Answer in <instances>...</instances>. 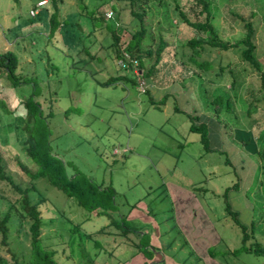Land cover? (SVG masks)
Here are the masks:
<instances>
[{
  "label": "rangeland",
  "instance_id": "obj_1",
  "mask_svg": "<svg viewBox=\"0 0 264 264\" xmlns=\"http://www.w3.org/2000/svg\"><path fill=\"white\" fill-rule=\"evenodd\" d=\"M207 1L210 22L223 40L240 38L244 20L251 21L253 54L264 73V0ZM81 2L56 0L61 26L48 33L47 13L53 8L49 0H0V52L13 51L18 59L15 72L35 82L33 98L42 114L48 113L52 152L65 162L67 173L74 168L114 189L113 209L96 213L79 206L46 177L30 180L15 159L35 169L23 149L19 120L25 111L21 100L32 85L12 87L0 72V151L13 179L21 186L34 185L27 193L38 202L41 245L54 250L58 264H264V254L239 248L242 230L234 221L237 218L249 232L252 214L253 234L244 243L264 246L263 212L235 199L234 191L243 194L241 187L224 194L237 179V165L235 156L216 146L212 135L218 104V119L243 129L247 147L254 145L257 129L252 120L260 117L264 128L259 71L241 59V46L203 44L196 52L184 44L189 37L209 38L207 31L179 20L176 12L178 7L191 20H202L199 0H148L141 53L156 46L159 34L167 42L151 67L149 91L129 81L101 85L108 75L133 77L117 64L115 53L139 23L129 13L128 0ZM107 10L113 17H105ZM106 21L114 22L115 43ZM190 54L207 63L196 65ZM142 62L148 67L153 55H143ZM231 78L234 91L225 85ZM228 93L235 97V114L224 109ZM198 112L207 127L208 150L199 133L188 129V115ZM261 133L264 138V129ZM258 158L257 167L245 165L251 184L245 193L250 203L259 202L262 208L264 164ZM257 175L263 181L260 188H252ZM225 201L236 215L224 208ZM19 210V193L0 180V215H10L0 256L8 259L13 252L26 260L28 221Z\"/></svg>",
  "mask_w": 264,
  "mask_h": 264
},
{
  "label": "trees",
  "instance_id": "obj_2",
  "mask_svg": "<svg viewBox=\"0 0 264 264\" xmlns=\"http://www.w3.org/2000/svg\"><path fill=\"white\" fill-rule=\"evenodd\" d=\"M52 5V10L47 13V23H48V33L53 30L59 29L61 26V22L57 18L58 8L56 5V0H49ZM82 0H78V4ZM148 0H128L129 13L137 18L139 27L133 30L122 47L126 51H128L132 56H134L138 61V67L140 70L141 76L149 79L151 73V67L159 58V53L163 50L166 45V40L162 38V36L158 35V40L156 46L151 48H144L143 54L141 53V42L146 33L145 26V14L146 8L145 4ZM201 3L200 12H204V17L202 20H191L183 10L177 7L176 12L178 13L179 20L183 21L187 25L196 28L198 30L207 31L209 34L208 39H201L198 37H189L184 44L189 46V48L194 49L196 52L198 48H201L203 44H207L212 47H221L227 48L230 46H241L240 49V57L242 60L248 61L253 67H255L259 71L260 84L264 88V73L260 70V64L255 58L254 52V27L249 19L244 20L243 27L244 32L243 35L234 40L228 41L220 38L210 22V11L207 7V0H199ZM114 8L113 5H111ZM114 14V12H113ZM108 19V18H107ZM114 23V22H113ZM113 23H109L106 21L104 24L110 29L111 36L113 38L112 43H115L117 40V35L115 30L113 29ZM116 56L118 55V51L116 49ZM150 56L153 55V62L145 68L142 62V56ZM192 54L189 55V59H191ZM196 65L203 67L207 62L205 60L196 61L195 59H191ZM18 59L16 54L11 50H4L0 52V72L3 73L6 82L12 86L16 87L23 83H31L32 89L31 92L22 98L21 103L25 108L24 114L20 117L21 131L24 132L23 139V149L28 157V159L34 163L35 169L30 170L27 168L25 164H23L17 157L15 159L18 167L30 178V180L38 177L44 176L53 186L58 188L61 192H63L66 196L74 197L76 203L79 206L87 208L88 210L96 209V213L104 212L107 210L113 209L114 201V189L110 185H101L96 183L85 174L77 171L73 168L72 172L67 173L65 170V162L61 160L55 153L52 152L51 146L49 144V129L46 122V115H43L40 110V105L37 100L33 98L34 96V88L35 82L30 79L28 76H22L19 73L15 72L17 67ZM124 79L125 81H129L135 85L134 76H129L127 74H116L112 76H108L107 78L100 80L99 83L101 85H114L118 80ZM148 82V81H147ZM148 88L145 89V92H148ZM164 97V96H163ZM160 101H162V98ZM6 112H11L6 110ZM190 119V123L188 125V129L191 131H197L200 136V141L204 149L208 150L207 144V127L204 121H198L197 115H188ZM258 155L260 156L263 164H264V146L258 150ZM226 160V159H225ZM0 180H4L7 182L15 191L19 193L20 196V216H23L28 221V238H29V256L26 260H21L17 258V256L10 252L9 258H5L0 256V264H58L56 259L54 258V250L48 247L41 245L39 240V225H40V212L37 208L38 202H32L29 198L28 191L33 189L34 185L30 184L27 186H21L14 179L13 176L6 171L3 155L0 151ZM236 186V182L226 186L224 190V194L227 189ZM224 208L231 212L232 215H236V211L232 210L229 207V204L225 201ZM10 219V215L7 211H5L2 215H0V244L6 243L7 238V222ZM234 221L239 224L242 232H241V245L239 248L253 253L264 254V246L260 245L257 241L253 243H249L245 245V239L253 234V224L255 220L250 219L249 232L246 231L245 226L241 225L237 218L234 217ZM140 249L149 251L147 248L141 246ZM143 264H147L145 261Z\"/></svg>",
  "mask_w": 264,
  "mask_h": 264
},
{
  "label": "crops",
  "instance_id": "obj_3",
  "mask_svg": "<svg viewBox=\"0 0 264 264\" xmlns=\"http://www.w3.org/2000/svg\"><path fill=\"white\" fill-rule=\"evenodd\" d=\"M119 74H123L119 73ZM115 75V74H112ZM112 75H108V76H112ZM108 76H106L105 78H107ZM103 80V79H101ZM150 84L152 83V81L147 80ZM117 82H125L124 79L122 80H118ZM218 84V83H216ZM226 87L229 90L234 91V88H236L235 83L233 81V78H231V81L225 84ZM181 89H179L180 91ZM173 91V90H171ZM159 96L163 97L164 93L160 94ZM231 97V98H229ZM232 101H231V100ZM235 97L233 95V93H228V98L225 99V103H224V109L226 111L232 110L233 113H236V107H235ZM218 104L216 105V109H214L212 115L214 116V124H213V131H212V135L214 136L215 140H216V146L218 147H226V149L233 155L235 156V160H233L234 164L236 163L237 165V170H238V174H237V179L235 180L236 182V186L235 189H237L238 187H241L240 189L243 191V194L239 195L238 192L234 191V197L235 199L242 201L241 203H243L245 206H249L250 208H254L256 206L257 210H260L263 212V218H261L260 220L264 222V203L262 204V208L261 203H250L249 200L247 199V194L245 193V191L247 189H249L251 187V184L248 183V179H249V174L247 173V169L248 166L250 164H253V166L257 167V165L259 164V158H258V150L264 146V138H263V134L261 133L263 128V125L261 124V118L260 117H255L252 121L253 124H255L256 129H257V135L254 137L255 141L253 142L254 145L250 146V148H248L247 146V142L245 139H243L242 136H244V130L241 128H234V126L231 124V121L228 120L223 122V119H218L219 117V111H218ZM195 115L199 116H203L202 113L198 112L197 114L195 113ZM248 116V113L246 114ZM226 117L228 118V115H226ZM198 121H203L202 119L198 120ZM264 124V123H263ZM228 125L230 126L231 130H228ZM241 126L242 122L239 124ZM225 129H227V131L225 132ZM250 139V138H249ZM226 162H228L229 164L232 163L231 160L226 158ZM247 167H245V165H247ZM261 181H263V178L260 177L259 175L256 176V185L252 186V188H258L259 186H261ZM251 182V181H250ZM233 183V182H232ZM231 183V184H232ZM228 186V185H227ZM260 188V187H259ZM233 189V187L231 188ZM239 197H242L241 200ZM252 205V206H251ZM255 209V210H256ZM262 217V216H261ZM250 219H253V216L251 214ZM249 219V220H250Z\"/></svg>",
  "mask_w": 264,
  "mask_h": 264
},
{
  "label": "built area",
  "instance_id": "obj_4",
  "mask_svg": "<svg viewBox=\"0 0 264 264\" xmlns=\"http://www.w3.org/2000/svg\"><path fill=\"white\" fill-rule=\"evenodd\" d=\"M105 17H113V11L107 10L104 12ZM117 64L122 68H128L135 79V85L140 91H145L149 87V83L140 74L137 59L132 56L128 51L120 48L116 57Z\"/></svg>",
  "mask_w": 264,
  "mask_h": 264
}]
</instances>
